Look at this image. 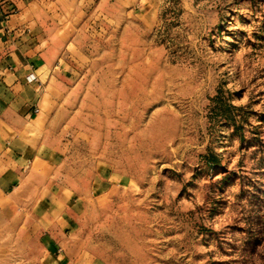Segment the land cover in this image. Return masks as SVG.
Segmentation results:
<instances>
[{"label":"rangeland","instance_id":"374dc122","mask_svg":"<svg viewBox=\"0 0 264 264\" xmlns=\"http://www.w3.org/2000/svg\"><path fill=\"white\" fill-rule=\"evenodd\" d=\"M60 3L55 165L0 264H264V0Z\"/></svg>","mask_w":264,"mask_h":264},{"label":"crops","instance_id":"0c3cea01","mask_svg":"<svg viewBox=\"0 0 264 264\" xmlns=\"http://www.w3.org/2000/svg\"><path fill=\"white\" fill-rule=\"evenodd\" d=\"M61 7L60 0H0V223L20 205L46 202L33 189L55 165L48 125L71 77Z\"/></svg>","mask_w":264,"mask_h":264},{"label":"built area","instance_id":"2783aa9c","mask_svg":"<svg viewBox=\"0 0 264 264\" xmlns=\"http://www.w3.org/2000/svg\"><path fill=\"white\" fill-rule=\"evenodd\" d=\"M27 79H28V81H31V80H34L35 77H34L33 75H29V76L27 77Z\"/></svg>","mask_w":264,"mask_h":264}]
</instances>
